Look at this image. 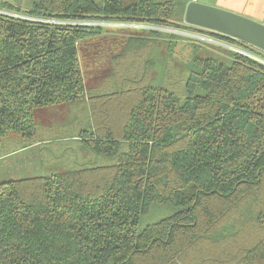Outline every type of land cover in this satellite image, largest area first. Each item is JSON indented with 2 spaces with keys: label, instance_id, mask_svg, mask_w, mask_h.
Wrapping results in <instances>:
<instances>
[{
  "label": "trees",
  "instance_id": "obj_1",
  "mask_svg": "<svg viewBox=\"0 0 264 264\" xmlns=\"http://www.w3.org/2000/svg\"><path fill=\"white\" fill-rule=\"evenodd\" d=\"M188 2L0 0V145L36 131V108L87 100L92 109L73 136L78 165L0 182V264H264V62L236 51L222 61L194 40L180 43L177 67L165 70L164 81L181 88L153 85L123 61L163 37L150 30L115 56L118 82L92 93L78 43L97 26L17 16L160 25L244 43L186 23ZM165 39L168 53L189 40ZM153 202L177 210L139 229ZM250 230L258 236L237 247Z\"/></svg>",
  "mask_w": 264,
  "mask_h": 264
},
{
  "label": "rangeland",
  "instance_id": "obj_2",
  "mask_svg": "<svg viewBox=\"0 0 264 264\" xmlns=\"http://www.w3.org/2000/svg\"><path fill=\"white\" fill-rule=\"evenodd\" d=\"M122 1L124 4H129L134 0ZM83 24L98 25L96 30L99 31L94 35L85 37L78 43L85 86L92 93L101 90L102 86L113 84L114 78H116L114 82H118V77L113 78L115 56L121 53L129 36L144 37L149 35L150 30L161 32L160 35L163 37L156 42L153 48H145L144 50L128 54V58H124L123 61L130 60L129 68L125 65L124 71L130 69L136 72L140 71L143 74L146 73L145 82L153 85L181 88L182 84H169L171 83L170 79H166V82L164 81L165 70L166 68L177 67V59L184 53L180 43H191L194 40L202 43L201 47L204 46L205 50L201 51V54L215 56L222 61L229 60L228 53L230 51H237L228 47V45H231L264 62V50L258 47L247 43L231 44L227 41L218 40L216 37L214 39V36L211 38L207 37L210 35L196 31L160 25H136V23L118 21L108 23H97L96 21L86 23L84 21ZM171 34L183 35L189 40H179L173 52L168 53L165 38ZM169 54H171L170 58H168ZM145 56L153 58V65L149 68L145 67V62H143L145 61ZM170 59L171 61L168 63ZM178 68L179 71L182 69L181 73L184 72L183 69L185 68L183 65H179ZM167 75L169 74L167 73ZM175 80L172 79V81ZM91 110L87 100L70 101L36 108L34 110L36 131L32 135L20 136L11 133L3 138L0 145V182L38 176L52 170L60 171L78 165V152L82 151V148L78 139L73 136L77 135L78 128L83 123L84 125L87 123L89 116H91ZM176 210L177 208L170 203L153 202L148 212L141 215L139 229H143L148 224L171 215ZM223 221L224 218H221L220 223ZM250 231H252V234ZM250 231L246 233L245 238L237 237V247H243L247 238L251 237V235L252 238L258 236L256 230ZM213 250L216 249L213 248Z\"/></svg>",
  "mask_w": 264,
  "mask_h": 264
},
{
  "label": "water",
  "instance_id": "obj_3",
  "mask_svg": "<svg viewBox=\"0 0 264 264\" xmlns=\"http://www.w3.org/2000/svg\"><path fill=\"white\" fill-rule=\"evenodd\" d=\"M185 22L264 50V23L240 13L196 0L188 2Z\"/></svg>",
  "mask_w": 264,
  "mask_h": 264
},
{
  "label": "crops",
  "instance_id": "obj_4",
  "mask_svg": "<svg viewBox=\"0 0 264 264\" xmlns=\"http://www.w3.org/2000/svg\"><path fill=\"white\" fill-rule=\"evenodd\" d=\"M25 7L28 0H7ZM191 1V0H189ZM240 13L264 23V0H196Z\"/></svg>",
  "mask_w": 264,
  "mask_h": 264
},
{
  "label": "built area",
  "instance_id": "obj_5",
  "mask_svg": "<svg viewBox=\"0 0 264 264\" xmlns=\"http://www.w3.org/2000/svg\"><path fill=\"white\" fill-rule=\"evenodd\" d=\"M17 15V14H16ZM19 17H22V18H27V19H31V20H34V21H40V22H46V23H51V24H70V25H78V24H83L84 21L82 22H78V21H72V20H60V19H50V18H42V17H34V16H25V15H17ZM108 23V21H99L97 23ZM86 23H90V21H86ZM85 25V24H84ZM88 25V24H87ZM100 25V24H99ZM136 25H142V23H136ZM98 26V25H96ZM207 37H210V36H207ZM211 38V37H210ZM214 38V37H213ZM216 39V38H214ZM220 40V39H218ZM221 41H224V40H221ZM226 42V41H224ZM232 44V43H231ZM228 45V44H227ZM236 45V44H235ZM228 47L232 48V49H236L239 53H242V54H245L247 56H250L252 57L249 53L245 52L244 50L242 49H239L238 47L235 48L231 45H228ZM236 51V52H237ZM253 58V57H252ZM257 59V58H255ZM258 60V59H257ZM261 61V60H259ZM263 62V61H262Z\"/></svg>",
  "mask_w": 264,
  "mask_h": 264
}]
</instances>
